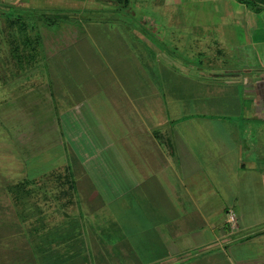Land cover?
<instances>
[{
	"label": "crops",
	"instance_id": "0c3cea01",
	"mask_svg": "<svg viewBox=\"0 0 264 264\" xmlns=\"http://www.w3.org/2000/svg\"><path fill=\"white\" fill-rule=\"evenodd\" d=\"M239 221L264 225V0H0V264H264Z\"/></svg>",
	"mask_w": 264,
	"mask_h": 264
},
{
	"label": "rangeland",
	"instance_id": "374dc122",
	"mask_svg": "<svg viewBox=\"0 0 264 264\" xmlns=\"http://www.w3.org/2000/svg\"><path fill=\"white\" fill-rule=\"evenodd\" d=\"M164 32L162 33V30L157 29L155 33H146V36L149 37L151 40L152 38L159 42L160 47L162 50L167 52L171 57L176 58L179 62L185 64V65H190L192 68L193 74H198L200 72H217L218 71V66L212 65V64H207L208 63V58H211V55L208 53L206 55H202L203 51L201 50L200 47H197V39L199 38L198 35H191V34H183V33H174L171 35H166L169 37L172 41V43L169 41V39H166L164 37ZM194 40H193V37ZM187 37L186 40H184ZM182 38V39H181ZM192 38V39H191ZM142 45V44H141ZM147 53V56L151 57L152 60L157 59V57L154 55L153 51L151 52L149 49L143 50L140 49V53L145 54ZM148 57V58H149ZM150 58V59H151ZM71 101L69 98L66 99V102L70 103ZM184 115V114H183ZM183 115L179 114L177 116L183 117ZM67 155H70L71 152L67 146L66 150ZM71 156V155H70ZM228 215V214H227ZM229 223V222H228ZM259 223V222H258ZM262 225V224H261ZM260 224H254V225H248V223H244L243 221H239V227L235 230V239L229 241L227 248L235 249L238 248L240 245V241H246L249 239L251 235L254 234V232L258 229L264 228V225L261 226ZM249 234V236H243ZM247 237V238H245ZM249 241V240H248ZM245 242V245L242 246V248H249V243ZM231 249V250H232Z\"/></svg>",
	"mask_w": 264,
	"mask_h": 264
},
{
	"label": "trees",
	"instance_id": "16d2710c",
	"mask_svg": "<svg viewBox=\"0 0 264 264\" xmlns=\"http://www.w3.org/2000/svg\"><path fill=\"white\" fill-rule=\"evenodd\" d=\"M34 28H35V31H36V27H37V22L38 21H43V22H46L48 25H54V24H57L59 21L62 20L61 17H59V15H56V14H52L50 13V15H36L34 14ZM245 236H249V235H245ZM245 237V238H247Z\"/></svg>",
	"mask_w": 264,
	"mask_h": 264
},
{
	"label": "built area",
	"instance_id": "2783aa9c",
	"mask_svg": "<svg viewBox=\"0 0 264 264\" xmlns=\"http://www.w3.org/2000/svg\"><path fill=\"white\" fill-rule=\"evenodd\" d=\"M228 213H229V220H230V221L233 220V214H232V212L229 211ZM230 221H229V222H230Z\"/></svg>",
	"mask_w": 264,
	"mask_h": 264
}]
</instances>
